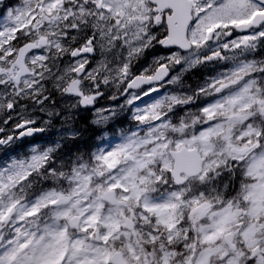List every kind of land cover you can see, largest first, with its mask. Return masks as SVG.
I'll list each match as a JSON object with an SVG mask.
<instances>
[{
    "label": "snow or ice",
    "instance_id": "snow-or-ice-1",
    "mask_svg": "<svg viewBox=\"0 0 264 264\" xmlns=\"http://www.w3.org/2000/svg\"><path fill=\"white\" fill-rule=\"evenodd\" d=\"M0 264H264V0H0Z\"/></svg>",
    "mask_w": 264,
    "mask_h": 264
}]
</instances>
